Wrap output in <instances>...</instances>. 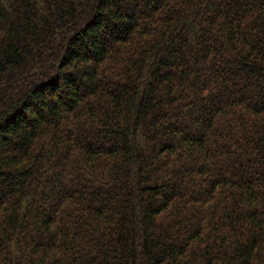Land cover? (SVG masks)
<instances>
[{
    "label": "trees",
    "instance_id": "16d2710c",
    "mask_svg": "<svg viewBox=\"0 0 264 264\" xmlns=\"http://www.w3.org/2000/svg\"><path fill=\"white\" fill-rule=\"evenodd\" d=\"M0 264H264V0H0Z\"/></svg>",
    "mask_w": 264,
    "mask_h": 264
}]
</instances>
